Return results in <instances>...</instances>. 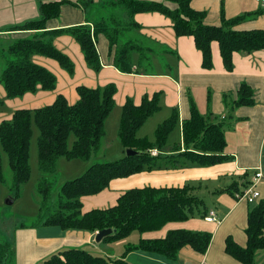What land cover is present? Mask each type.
<instances>
[{
    "label": "trees",
    "instance_id": "obj_1",
    "mask_svg": "<svg viewBox=\"0 0 264 264\" xmlns=\"http://www.w3.org/2000/svg\"><path fill=\"white\" fill-rule=\"evenodd\" d=\"M93 3L80 0L73 5L88 10L94 6ZM192 3L193 0H106L103 10H90L89 21L86 23L66 29L49 30L47 23L61 16L64 3L39 1L40 17L37 20L6 30L7 33L28 35L10 38V42L2 48L4 64L0 83L3 84L6 96L0 97V110L6 100L22 98L27 93L36 94L40 90L53 92L56 89V75L36 64L33 60L35 56L55 60L66 72L74 74L72 59L55 45V38L61 35L74 38L84 54L87 66L95 72L103 69L97 47L98 37L103 36L108 41L111 65L122 74L156 75L153 58L159 47L165 57L163 67L166 70L163 74L173 76V68L167 59L177 53L142 34V25L135 21V16L139 13L158 12L173 22V30L178 38L192 37L196 48L202 53V67L208 71L214 68L211 48L213 42L219 44L221 59L228 72L234 70V54L250 55L264 51V30L238 28L264 11L242 14L231 19L222 12L220 24L214 26L207 24V13L196 10ZM105 9L110 10L109 16L104 15ZM76 92L79 100L75 104L68 103L65 96L58 95L52 105L40 109L15 110L11 120L0 123V141L13 175L11 190L15 198H20L24 186L31 178L30 147L34 125L39 131L37 154L40 180L37 193L40 196V214L37 223L29 228L46 225L86 233L111 229L114 232L105 237L103 242L116 243L130 237L134 231L144 235L158 232L172 223L187 222L195 218L196 210L200 213L196 219H205L208 216L210 211L204 199L198 196V187L190 183L183 187L130 189L117 200L115 206L87 213L82 211V199L99 195L116 179L128 178L145 171L213 167L229 162L233 157L228 153L226 131L232 129L233 121H238L234 117L236 110L255 105L254 89L243 82L236 93L225 94L224 104L228 110L223 118L212 112L203 115L188 91L189 117L181 123L178 110H174L155 129L154 140L140 138L138 133L148 119L163 109V93L155 92L153 96H145L138 106L128 98L122 107L118 137L124 150L143 151L142 155L126 156L113 163L99 162L90 165L81 177L63 184L54 201L52 195L55 181L52 175L57 174L59 159L90 162L93 156H97L106 138V121L116 105L117 86L114 83L96 89L82 85L76 88ZM180 124L182 143L172 147L173 150L168 155L165 148L170 134ZM71 135L75 140L69 148ZM155 150L159 154L153 156L152 151ZM0 179L5 181L1 155ZM253 183L254 179L250 187ZM244 184L247 186V183ZM226 191L240 197L246 193L239 191L238 184L232 185ZM258 193L247 214L248 221L244 230L247 236L246 245L239 246L232 236L225 241L226 255L240 264H258L257 255L264 250V198L259 191ZM213 237L214 234L210 231L173 229L167 232L165 238L141 239L139 244L127 246L124 256L116 260L72 248L53 254L43 264H129L126 261L127 255L134 250L158 253L174 262L180 259L183 250L190 248L202 258L208 252ZM8 251L9 249L5 250L10 255ZM6 259L9 262L8 256L3 261Z\"/></svg>",
    "mask_w": 264,
    "mask_h": 264
},
{
    "label": "crops",
    "instance_id": "obj_2",
    "mask_svg": "<svg viewBox=\"0 0 264 264\" xmlns=\"http://www.w3.org/2000/svg\"><path fill=\"white\" fill-rule=\"evenodd\" d=\"M39 1L64 3L61 8V16L47 23L49 30L66 29L89 21L88 14L91 9L83 10L73 5L80 0H0L1 37L10 39L28 35V33L23 35L21 33H7L2 30L10 26L23 25L27 21L37 20L40 17ZM86 1H93V4L100 2V0ZM192 6L196 10L206 12L207 24L214 26L220 24L222 12L228 19H231L242 14L264 11V4L256 0H193ZM135 21L142 25L143 35L162 43L177 53L167 59L173 68V76L162 72H157L153 76L122 74L116 67L111 65V58L108 56V41L103 36L98 37L97 44L103 69L95 73L87 66L84 54L74 38L61 35L55 38V45L63 53L70 56L76 67L75 78L82 82L76 83L75 78L70 79L66 72L61 69L62 67L60 68L57 61L36 56L33 58L36 64L55 74L51 70L52 66L59 73V76H56L58 82L56 89L53 92L40 90L36 94L27 93L22 98L6 101L11 106L17 107L12 111L40 109L52 105L58 95L65 96L68 103L75 104L79 100L76 92L77 87L84 85L96 89L99 86L103 87L114 83L117 86L116 105L106 121V130L110 126L118 134L122 107L128 98L138 106L145 96H153L155 92H162L163 109L148 119L138 133L140 138L148 137L154 140L155 129L164 120L168 119L174 110H178L181 123L189 117L188 91L191 92L203 115L212 112L217 117L223 118L226 117L228 110L226 104H224V95L236 93L241 83H247L251 89L255 90V105L253 107H240L234 113V117L238 121H233V124L231 123L232 129L226 131L228 153L233 157L229 162L213 167L162 168L152 172L145 171L128 178L116 179L108 189L100 192L99 195L86 196L82 199V204L86 207L84 213H87L95 209H107L103 208L107 205L115 206L117 200L130 188L183 187L186 183L196 187L198 185L197 193L206 190L210 196V202L219 204V207L208 209L210 212L214 211L216 213L217 221L210 223L202 218H193L187 220L185 224L172 223L162 230H158V232L144 233V235H141V239L157 240L165 238L167 232L173 229L210 231L214 234V237L205 256L198 257L188 248L182 251L180 259L175 264H240L226 255L225 241L232 236L239 246L244 247L246 245L247 236L244 230L247 226L248 210L252 207V203H249L246 199L239 200L238 194L232 195L226 190L232 185L238 184L239 191L243 193L250 187V183L258 170L264 174V51L253 52L250 55L234 54V70L228 72L221 59L219 44L213 42L211 48L214 68L208 71L202 67V53L196 48L194 39L186 36L178 38L173 30V22L169 18L158 12L139 13L135 16ZM238 28L241 30H264V13L262 12L255 19L247 21ZM5 96V89L0 85V97L5 98ZM13 113L11 114L13 115ZM12 115L9 114L5 120H11ZM150 123L153 126L152 129L144 131ZM174 135L175 139L178 138L179 142L182 143L181 124ZM170 150H173L172 145L170 147L167 145L165 153L170 155ZM157 152L159 154L158 150ZM244 182L247 183V186ZM255 189L264 198L263 180L257 184ZM227 194H230L229 198L226 197ZM97 233L66 231L60 227L46 225L19 230L16 233L17 264H36L48 255L72 248H80L92 254L103 251L105 257L120 256L119 253L111 255L112 249L110 246L113 243H105L103 240L100 243L97 242L95 237ZM128 238L120 243H125L123 241ZM119 245L123 247V244ZM131 245L137 244L132 242ZM135 252L132 251L127 255L128 262L131 257H139L146 264H169V260L161 254H152L153 252L149 251L143 253L144 251H142L137 255ZM256 260L258 264H264V250L258 253Z\"/></svg>",
    "mask_w": 264,
    "mask_h": 264
},
{
    "label": "rangeland",
    "instance_id": "obj_3",
    "mask_svg": "<svg viewBox=\"0 0 264 264\" xmlns=\"http://www.w3.org/2000/svg\"><path fill=\"white\" fill-rule=\"evenodd\" d=\"M106 0H100L99 3H95L93 7H90L89 9H92V11L99 9L100 11L103 10L102 6ZM105 16L110 15V10H104L103 11ZM90 13L88 14L89 17ZM10 26L9 28H11ZM9 28H6L5 31ZM142 32V31H141ZM67 36V35H66ZM70 36V35H68ZM71 37V36H70ZM72 38V37H71ZM151 39V38H149ZM10 42V39H7L5 37H1L0 35V73L3 71V64L4 60L1 57L2 53V48L7 45V43ZM160 46L164 47V45L160 42H157ZM166 47V46H165ZM156 56H154L155 64H156V72L163 73L164 70H166L164 66L165 63V57L162 54V50L158 47ZM40 56V55H39ZM37 56V57H39ZM36 57V56H35ZM44 57V56H41ZM53 61V60H52ZM55 61V60H54ZM56 62V61H55ZM75 67V65H74ZM61 68V67H60ZM64 70L63 68H61ZM51 70L55 73L56 76H59V73L55 68L51 66ZM76 70V67H75ZM93 70V69H91ZM94 71V70H93ZM64 72H66L64 70ZM95 72V71H94ZM76 73V72H74ZM98 73V72H95ZM66 74L70 77V79L75 78V74L71 75L69 72H66ZM76 83H81L79 79L75 78ZM1 86L3 84L0 83ZM4 88V87H3ZM14 108H17L16 106H11L10 103L7 101L5 102L4 106L0 110V123L3 121V119H7L6 117L11 113H13L12 110ZM113 118V117H112ZM110 123V122H109ZM111 124V123H110ZM34 125V124H33ZM152 124L150 123L144 131L148 129H152ZM34 132H33V137L31 141V147H30V166L32 168V174L31 178L29 180V183L24 186L22 194L19 196L20 198H15L14 193L11 190V187L13 185L12 180H13V175L11 172V169L9 168V160L8 156L4 153L2 150L1 146V141H0V155L2 159V169L4 173V178L5 181H1L0 179V264H17L18 263V254H17V240H16V233L19 230H26L30 229V225L37 223L38 221V216H39V202H40V196L37 193V187L39 184L40 180V173H39V168H38V154H37V137L39 135V131L36 125H34ZM176 129L175 131H177ZM115 130L111 129L109 126L107 129V134L106 138L103 140V145L101 148V152L97 156H93L90 162L88 161H80V160H71L67 161L63 158L59 159L57 167V174L52 175L53 180L55 181V186L53 190V200L55 201L57 198V193L59 188L65 184L68 181H71L75 178L81 177L85 171L90 167V165L94 163H113V161H117L120 159L126 158V151L122 148L121 142L119 140L117 132H114ZM175 131H173L170 135L169 141H168V147L172 145V147H175L178 145L179 139H175ZM70 142H69V148L72 146L75 138L73 135L70 136ZM174 139V142H173ZM171 151V150H170ZM169 151V152H170ZM125 153V154H124ZM70 162V163H69ZM238 181V179H237ZM264 181V180H263ZM198 187V185H197ZM139 188V187H135ZM131 189V188H130ZM129 189V190H130ZM127 190V191H129ZM200 191V189H199ZM198 196L202 197L204 199L205 205L208 209L210 208H215L219 207V204L214 203L212 204L210 202V196L208 195V192L206 190H201L200 192L197 193ZM228 195V194H227ZM213 198V196H211ZM217 197V196H216ZM226 197H230V194ZM13 201V204H9L10 202ZM111 205H107V207L103 208H109ZM84 208V209H83ZM86 207H84V204L82 206V211L84 213V210ZM203 210V208H202ZM88 211V210H87ZM200 213L195 211V218H199ZM178 224H185V222H179ZM44 227V226H43ZM141 239V235L137 232L134 231L130 234V237L126 240L123 241L125 243H120L122 241H118L116 243H111V255H116L117 253L120 254V256L117 257H106L110 258L113 260H116L117 258H121L124 256V254L127 252V246H130L133 242V244H139ZM119 244H123V247H120ZM9 249L8 254L5 252V250ZM67 250V249H64ZM63 251V250H60ZM59 251V252H60ZM136 251L135 253L137 255L140 254L143 250H134ZM147 251V250H145ZM145 251L143 253H145ZM58 252V253H59ZM150 252V251H149ZM96 256H102L103 251L100 252H94ZM54 254V253H53ZM152 254H158V253H152ZM9 257L10 260L7 262V259L3 261L5 257ZM51 255L46 256V258L42 259L39 261V263L36 264H43L45 259L49 258ZM106 256V255H103ZM127 261V259H126ZM176 261L174 262H169V264H175ZM129 264H146L144 260H142L139 257H131V259L128 262Z\"/></svg>",
    "mask_w": 264,
    "mask_h": 264
},
{
    "label": "built area",
    "instance_id": "obj_4",
    "mask_svg": "<svg viewBox=\"0 0 264 264\" xmlns=\"http://www.w3.org/2000/svg\"><path fill=\"white\" fill-rule=\"evenodd\" d=\"M256 1L261 4H264V0H256ZM152 154L153 156H156L158 154L157 150L152 151ZM262 180H264V174L260 170H258L256 172L253 185L249 188V190L246 191L243 197L237 195L238 199L239 200L246 199L249 203L253 202L259 195L258 191L256 192L254 188L257 185V183H259ZM205 219L210 223H214L215 221H217L216 213L214 211H211Z\"/></svg>",
    "mask_w": 264,
    "mask_h": 264
},
{
    "label": "water",
    "instance_id": "obj_5",
    "mask_svg": "<svg viewBox=\"0 0 264 264\" xmlns=\"http://www.w3.org/2000/svg\"><path fill=\"white\" fill-rule=\"evenodd\" d=\"M142 153H143V151L141 152V151H136V150H132V149H127V150H126V156H127V157H128V156H138V155H142ZM9 204H13V201L10 202ZM113 232H114V231L111 230V229L102 230L101 232H98V233L96 234V236H95V237H96V241L99 242V243L102 242V240H103L105 237L111 235Z\"/></svg>",
    "mask_w": 264,
    "mask_h": 264
}]
</instances>
